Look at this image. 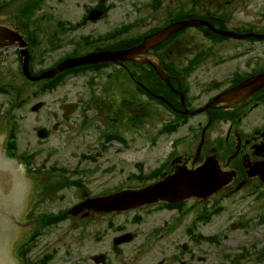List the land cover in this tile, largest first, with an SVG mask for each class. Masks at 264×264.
I'll use <instances>...</instances> for the list:
<instances>
[{"label":"flooded vegetation","instance_id":"obj_1","mask_svg":"<svg viewBox=\"0 0 264 264\" xmlns=\"http://www.w3.org/2000/svg\"><path fill=\"white\" fill-rule=\"evenodd\" d=\"M172 1L147 0L149 11L144 3L137 2L133 5L134 12L145 15L123 21L115 27L109 26L113 0H55L53 8L46 0H33L30 3L5 0L6 7L0 8V18L6 27L21 34H16V41H9L7 46L0 49V95L12 96L16 93L18 97L15 112L11 110V104L0 111L1 124L4 122L8 129V146L9 141L11 143L13 140L10 144L12 149L6 148V151L9 157H15L23 163L25 173L32 182L33 194H37L44 204L41 217L51 215L48 208L56 199L54 210L59 206L76 204L79 195L96 196L110 190L103 178L114 177L117 170L124 174V178L112 187L122 184L121 187L145 185L179 165L198 166L211 154L218 157L224 170L236 172L232 185L225 189V194L215 199L203 202L195 200L197 203L187 202L185 206H182L183 203L172 206L159 204L138 209L142 216L152 208L170 215L155 223L138 216L137 232H132L133 236L126 240L127 232L108 238L102 234L100 238L88 239L83 244L84 250L73 255V264L230 263L231 260L221 250L222 237L228 239V235L188 232L187 226L183 228L185 238L176 235L175 232L183 224L180 213L204 214L206 209L210 213L218 198L248 189L264 192V183L256 184L257 178L253 180L248 177V172L256 166H260L263 171L257 169L264 174V88L235 109L223 111L211 107L200 113H207L208 119L202 116L190 122L182 117L185 109L204 105L202 77H209L208 91L215 90L217 94L264 71V44L260 41L235 40L228 44L229 40L234 39L225 38L218 45L210 41L214 46L209 49L210 45L204 42L205 34L210 35L208 26L186 29V32H178L148 52L150 61L161 62L169 74V83L159 77L151 63H142L146 60L143 58L138 63L127 61L124 64L111 62L90 65L87 70L90 73L85 75V79L89 80L84 87L86 89L72 99L59 100V87L49 90L42 84L35 90L34 84H38L35 82H32L30 94L31 81L23 67L25 58L32 74L36 75L70 56L139 45L146 35L158 29L164 21L170 23L177 17H203L218 28L239 30L241 33H250L256 27L252 22L236 18L234 11L226 14L207 12L205 0H191L192 3L190 0H181L174 14L168 10L170 15L161 22H153L156 17L154 12L167 10ZM19 3L21 7H16ZM79 7L82 13L77 17L76 8ZM93 11L99 13L96 18L91 15ZM135 20L138 22L125 30V25ZM118 27H121L122 34L110 36ZM219 46L226 52L219 53ZM257 48H261L263 53L253 51ZM85 68L59 73L56 79L82 77ZM197 70L201 71V78L195 75ZM88 85L90 87L87 88ZM194 86H198V92L193 91ZM45 95H50L48 103L44 99ZM30 97L37 98L36 103L41 104L36 108L38 125L26 133L29 142L25 147H33L34 150L24 152L20 150L23 146L20 148L18 143L22 126L16 121L21 110L23 113L20 117H30L29 111L35 108V104L29 106ZM162 97L170 104L163 101ZM214 122L213 129L207 130ZM174 124L185 129L182 136L172 135L177 129ZM161 128L164 132L160 131ZM217 129L225 131L219 133ZM41 133L47 136L41 137ZM203 134L204 141L200 146ZM71 135H74L75 143L70 154H58L59 150H65L61 141L56 146L53 159L46 158L41 151L43 141L51 137H56L57 142L61 138L68 140ZM37 144L40 146L37 147ZM149 176H152V180ZM93 177H98V183L92 181ZM241 182L244 185L236 191ZM31 211L32 208L24 216L28 227L23 230V236L29 229V221L35 223L38 220ZM202 219L197 218L198 224L212 222V218L209 221ZM255 244L256 247L252 243H235L237 248L231 257L251 253L258 249L259 243ZM245 261L242 259L241 263Z\"/></svg>","mask_w":264,"mask_h":264},{"label":"water","instance_id":"obj_2","mask_svg":"<svg viewBox=\"0 0 264 264\" xmlns=\"http://www.w3.org/2000/svg\"><path fill=\"white\" fill-rule=\"evenodd\" d=\"M197 24L195 22H180L174 26H169L156 35L149 38L142 49L152 46L158 41H162L175 32L178 28H183L188 25ZM139 54L138 48H132L119 52H105L93 54L87 57L78 59H69L59 65L52 71L43 74L41 77H52L56 73L82 64L109 62L112 60H130ZM264 86V74L254 77L237 88L233 89L229 94L233 95H250ZM209 173L197 174L198 182L188 181L186 176H182L179 182L172 179L163 183L162 190H155L153 193L162 197L163 199L181 198L192 194H208L216 189V184L209 180ZM135 193H123L122 199L110 200V203H120L122 209L130 208L135 205ZM114 196H111L113 198ZM26 199V183L23 179L21 171L17 168L14 161L6 160L0 155V264H11L9 261V242L12 228L18 224L17 214L23 207ZM113 209V208H111ZM118 209V208H114ZM12 218L15 221H12Z\"/></svg>","mask_w":264,"mask_h":264},{"label":"rangeland","instance_id":"obj_3","mask_svg":"<svg viewBox=\"0 0 264 264\" xmlns=\"http://www.w3.org/2000/svg\"><path fill=\"white\" fill-rule=\"evenodd\" d=\"M78 1H84V0H78ZM144 1H147V0H127L125 2H123V1L119 2L118 1L119 3L117 5V7L113 10V12H112V14L110 16L109 26L110 27H115V26L121 24L123 21L133 20L137 16L145 15V14H138L137 12H134V9H133V5L135 3L144 2ZM180 1L181 0H173L172 2H170V4L168 5V9L164 10L163 12H160V13L156 14V17L153 19V22L154 21L161 22L163 20V18L166 16L168 10H171V11L175 12L176 11V9H175L176 5L179 4ZM48 2H49V4H55L54 0H49ZM229 2H231L229 7H231V11L232 12L234 11L233 15L236 16V18L241 19V18H248L249 17L248 10L246 9V7L244 5H242V6L240 5L239 0H231ZM259 2L263 3L264 0H259ZM220 3H221V0H220ZM219 9L220 8H219L218 4H214L213 10H215L216 12H219ZM81 13H82V8L81 7L76 8L77 17H79ZM252 15H253V17H251V18H254V19H251V20H257V19L261 18L259 15H256V14H252ZM234 42H236V41L235 40H229L228 44H232ZM223 51L226 52L223 47H220L218 49L219 53H221ZM253 51H257L259 53H263V50L261 48H257V49H255ZM195 75H197L199 78L202 77L201 71H198V70L196 71ZM201 80H202V83H206L209 80V77L204 76V77L201 78ZM85 81H86L85 79H79L77 81L69 82L66 86L63 87V89H61V94L59 95V98H60L59 100H61V98H67V99L75 98L76 94L78 92H81V91L86 89V88H84L85 87V85H84ZM193 91L194 92H198L199 91L198 86H194L193 87ZM202 94H203L204 101H206L211 96L210 93L203 92V90H202ZM48 98H49L48 96H46L44 98L47 101V103H48ZM59 100L57 101V103L59 102ZM1 101L3 102L5 100H4L3 97L0 96V102ZM33 102H30L29 106ZM37 122H38V117L35 116L34 114H31L29 118H24V119L19 117V124L22 125V127H23L22 132L19 134V144L23 146L20 150H25L24 152H26L28 150H30V151L34 150L33 147H30V148H28V147L26 148L25 147L27 142H29V141H27L28 136H27L26 133L29 132L28 129L30 130L32 128V125H36ZM224 131H225V129H218L217 130V132H219V133H222ZM60 141L63 143L64 149H65V150H62V151L61 150L58 151V154L60 156L63 155V154L68 155L74 149V143H75L74 135H71V138L68 139V140H66L65 138H61V139H59L58 142L56 140V137L54 139L51 137L50 139H48L46 141H43V148H42L41 151L44 153L46 158L53 159L55 157L54 153L53 154L47 153L48 152L47 149L48 148H50V149L51 148H55L57 146V144L60 143ZM66 142H67V144H65ZM38 146H40V145L37 144V147ZM30 151H28V152H30ZM77 151H79V150H77ZM45 156H44V158H45ZM114 175H115L114 177H109V176H105V177L108 178V182H110V183L117 182V181H119V180L124 178V174H121L118 170L114 172ZM247 200H251V198H248V199H245V200H242V199H239V198H236V197L232 198V199H228V201H226L225 203H226L227 207L229 208V211L223 213L222 215H220V218H218V224H217V226L214 227L213 232H215L217 229H219L218 227H226V225L227 226L229 225L230 219H231L230 213H231L232 210L237 211L236 215H234V217H238L237 213L243 212L244 209H243L242 204H237V202H242V201H247ZM129 215H131V214H129ZM192 217H193V213L188 215V216H186L185 223H184L183 227L178 229L175 232L176 235H181L182 237L185 238L183 228L187 224H189L191 222ZM121 218H125V217H119L118 219H121ZM67 227H68V223L66 222L64 224L59 225V227L57 229H55L54 231L49 233L46 237L45 236L42 237L39 240L36 248L33 250L32 256L35 257V258H38L43 253H45L47 251H51L52 248H55L56 246H58L61 249L64 248V242L66 244H68V240L66 239L65 236H63L62 240H61V238H62L63 230L66 229ZM229 227L227 229H225V230L223 228H220V230L221 231H226V232L230 233L232 235V237H236L237 238V236H239L240 233H237L238 231H230ZM205 228H207V227H204L202 230H204L206 232ZM263 233H264V227L261 228V229L260 228L254 229V231H252L249 234L250 241L252 242L255 239H260L261 240V235ZM241 238H247V237H245L244 234H242ZM260 242L262 244V241H259V243ZM74 246L75 245H73L72 248L74 250H76V247H74ZM78 249L79 250H84L80 246L78 247ZM51 264H70V262H69V260H66V258L64 256V253H62L61 250H59V254L57 255V258H55L54 261ZM249 264H264V261L255 262L254 258H252L250 260Z\"/></svg>","mask_w":264,"mask_h":264}]
</instances>
